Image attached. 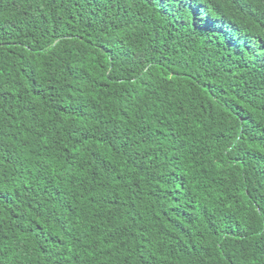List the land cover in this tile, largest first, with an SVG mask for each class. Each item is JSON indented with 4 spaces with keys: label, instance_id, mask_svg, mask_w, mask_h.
<instances>
[{
    "label": "trees",
    "instance_id": "trees-1",
    "mask_svg": "<svg viewBox=\"0 0 264 264\" xmlns=\"http://www.w3.org/2000/svg\"><path fill=\"white\" fill-rule=\"evenodd\" d=\"M0 264H264V0H0Z\"/></svg>",
    "mask_w": 264,
    "mask_h": 264
}]
</instances>
